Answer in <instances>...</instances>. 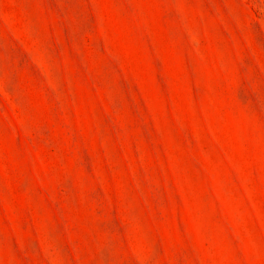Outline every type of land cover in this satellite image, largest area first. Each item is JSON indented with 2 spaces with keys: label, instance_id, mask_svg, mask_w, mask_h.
Segmentation results:
<instances>
[{
  "label": "rangeland",
  "instance_id": "1",
  "mask_svg": "<svg viewBox=\"0 0 264 264\" xmlns=\"http://www.w3.org/2000/svg\"><path fill=\"white\" fill-rule=\"evenodd\" d=\"M0 264H264V0H0Z\"/></svg>",
  "mask_w": 264,
  "mask_h": 264
}]
</instances>
